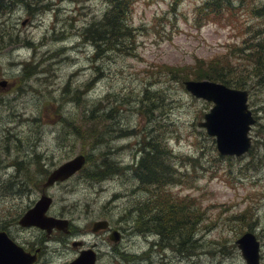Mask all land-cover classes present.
I'll use <instances>...</instances> for the list:
<instances>
[{"label":"rangeland","instance_id":"obj_1","mask_svg":"<svg viewBox=\"0 0 264 264\" xmlns=\"http://www.w3.org/2000/svg\"><path fill=\"white\" fill-rule=\"evenodd\" d=\"M201 1L180 0L175 4L174 0H134L129 19L135 27L132 47L119 54L96 49L84 36L85 29L107 7L102 0H48L45 10L35 3L0 4V80H7L5 87L0 85V177L11 168L10 161L38 156L40 150L45 157L35 169L51 170L84 150L79 138L89 124L84 116L88 105L102 107L101 114H109L108 124L99 127V131H105L95 140L89 162V166H95L88 171L89 174L100 168L102 175L107 174L100 178L88 175V181L78 172L48 191L53 197L48 213L65 217L82 228L71 238L60 230L48 234L36 227L19 226L15 217L39 192L16 195L4 192L0 186V224L25 248L42 245L39 264H63L73 259L77 255V248L71 245L73 239H82L87 245L96 243L101 249L97 264H164L163 259L167 264H245L235 239L248 226L243 220L235 222L227 216L251 207L256 211L251 228L261 243L264 264V145L258 144L254 157L231 156V173L218 165L212 170L210 158L217 151L215 141L198 126L212 102L187 92L180 73V68L185 72L192 70V64L189 70L187 62L211 60L214 55L227 52L228 44L254 33L252 28L260 26L261 17L250 14L249 9L264 0H249L250 6L240 10L241 17L235 11L229 21L197 10ZM197 17L203 18L200 27L196 26ZM247 25L250 28L244 29ZM8 34L19 36L18 42L7 44ZM149 92L161 95L163 101L157 108L161 114L154 120L139 107L143 98L149 102ZM249 97L256 115L251 135L254 141L263 140L264 87L250 89ZM57 113L70 123L60 122ZM155 122L162 124L160 129L169 131L175 155H197L200 148L205 152L201 162L208 169L189 167L185 175L190 182L169 185L180 195H193L206 210L202 223L205 227L198 230L195 243L175 244L181 220L173 221L175 233H168L167 229L163 234L155 227L156 217L130 208L143 195L135 187H139L138 179L132 175L135 165H128L125 160L131 158V149L136 146L135 133H145ZM118 145L123 146L122 152L114 149ZM99 150L100 155L94 158ZM102 152L108 160L104 167L96 165L102 161ZM6 166L9 167L5 169ZM216 171L223 174L218 176ZM118 177L127 182L118 181ZM116 192L122 196L117 198ZM100 217L109 218L113 227L125 233L120 246L146 237L142 242L134 241L136 245H127L131 263L115 259L118 249L114 255L113 243L107 244L104 235L85 233L84 225ZM157 222L162 226L171 223L168 219ZM125 224L131 230H125Z\"/></svg>","mask_w":264,"mask_h":264},{"label":"bare ground","instance_id":"obj_2","mask_svg":"<svg viewBox=\"0 0 264 264\" xmlns=\"http://www.w3.org/2000/svg\"><path fill=\"white\" fill-rule=\"evenodd\" d=\"M45 1H48V0H3V2H6L12 6L27 5V4L35 3V4H37V6H39L43 10H45V7H44ZM102 1H103L104 5L107 2V0H102ZM174 1L176 4L180 0H174ZM133 2H134V0H132V3H131V10L133 7ZM45 5H47V3ZM245 5L250 6L249 0H245V1H243V0H222V4L218 3L217 0H202L200 2V4L198 5L199 9H197V10L206 13L205 11L212 10L211 7L220 6L219 8L221 9V11L217 12L218 16H216V17L218 19L226 18L229 21V19L235 13V11H238L237 12L238 16L240 14H242L240 12V10H243V7ZM251 8L252 9H249L250 14L261 17L260 26L257 29L252 28L254 33L241 36L240 41L235 40V42L228 44L227 52H223L221 55H214L211 60H207V61H214L215 64H210L208 66L199 65L200 72L204 76V78H195L196 72L193 73L192 71L190 74H187V75L185 74L181 78L184 88L192 96H194L196 98L204 99V100L209 101V102H212V106L210 107V109L207 112H205L203 114V117L206 113L210 112V110L215 105V102L211 99H207V98L202 97V96H197L194 93H192L186 87L185 81L207 80L209 82L223 83L224 85H226L227 87H230V88L245 90L247 92V98H246L247 110L250 112L252 119L254 120V123L256 121V117H255L256 115H254L253 109L250 107L249 95H250V89H255V87L257 88V86L260 87V89H262V87H264V67L261 64H257V57L259 55H261L260 54L261 51L262 52L264 51V3H259V4L255 5V7H251ZM131 10H130V19H131ZM104 11H105V8H104L103 12ZM210 14H212V13H210ZM240 17H241V15H240ZM202 19L203 18H198V17L195 19L197 22L196 26H198V27L201 26L200 24L202 22ZM209 20L212 21V18ZM240 25L243 26L242 21H240ZM246 28L249 29L250 26L247 25L244 27V29H246ZM242 29H243V27H242ZM255 29H256L257 33H259V34L255 33ZM244 31L245 30H243L242 32H244ZM18 40H19V36H17L16 38L12 37L8 41L7 44H9V45L15 44L18 42ZM203 60H204L203 58H198L197 61H195V62H187L188 66H189V70H190V64H192V67H194V66H197ZM192 70H194V69L192 68ZM210 72L217 73L218 76H222V78L219 79V78L215 77L216 75H214L212 73L210 74ZM208 74L212 77H210ZM206 75H208V76H206ZM20 79L22 80L23 78L21 77ZM23 81H24V79L21 82H23ZM25 91L26 90L24 88L23 92H25ZM159 96H161V95H154L153 96L154 100L158 103V105H156V107H155L156 108L155 116L152 117V120L156 119L158 114H161V113L157 112V108L159 107V103H161L163 105L162 98ZM87 107H89V105ZM102 111H103V109H102ZM56 116L59 117L58 120L60 122H63V123L69 122L68 118L61 116L59 113H57ZM161 125L162 124H160V122H155V123H153L151 129H149L148 131H146L143 134H139V133L134 132L135 134L138 135V138L135 140V143H134V145H136V146H135V148L131 149L132 150L131 158L129 160H125L128 163V165L129 164L135 165L132 168V170H133L132 175L135 178H137L139 181V187L138 186H135V187L138 190L137 193H141L143 195V198L139 199L136 202V204L140 201H144V202L150 201L154 197L153 193L155 195L156 189L153 186L149 185L151 181L142 180L138 174V171H139L138 166H139V163L141 161L140 159L142 158V156L150 154V152L153 150L152 146L154 144L157 145L156 148H158V149H160V146L166 145L167 149L169 150L170 154H169V157L167 159H165V163H167L169 168H171V170H173V172H174V175H171L172 178L168 179L171 181L169 183V185L172 183H175V185H176V183L181 184V185L183 183H186L187 181H189L187 175H185L186 173H188L187 168L191 167V168L195 169L196 167H200V168L202 167L201 159L203 158V156L205 154L204 150L202 148H200L197 155H193V154H184L183 156L175 155L172 151L171 137H170L169 131L160 129ZM252 126H253V124L249 123L248 124V130L246 132V137L248 138L249 144L247 146H245L244 149L242 150V152L239 154H236V153L230 154V153H224V152L221 153L220 150L218 149L216 143H215V147H216L217 151H216V154L210 158L211 159L210 165H211L212 170H214V168L218 165V168L226 169L227 172L231 173V169H230V166L232 165L231 156H234V157H239V156L240 157H242V156L254 157L255 149L260 148V147H258L259 143H262L264 145V139L262 140L261 138H257L254 141V139L251 135ZM263 126H264V123H263ZM126 131H129V130L126 129ZM80 141H82L85 145L84 150H80L78 153H76L74 155L72 154V156L70 155L67 159L58 163L51 170H48V168H47V169L43 170V172H40V170L35 169L38 162L42 158L45 157V155H43L44 152L41 150H40L41 154L39 155L40 157L38 159L39 161H37V163L34 160V158L36 156L28 157V158L23 159V160L16 159V160L10 161V167L11 168L8 171H6L0 177V186L2 187L4 192H7V193L13 192L16 195L33 193L34 191H37V192H39V196L37 198H39L40 196H43V195L50 196L48 191L50 188L53 187V184L56 181L55 180L52 183H47L48 178L51 175V173H53L63 163H65L69 160H72L79 155H83L85 157V160H84V162L80 168V172L83 174L84 178L89 181L88 171L91 168H93L95 165L89 166V162L92 159H87V156L93 155L92 149L95 148L96 144H95V141H93L91 144H88V142H90L91 140L87 141L86 133H84L79 138V142ZM144 146L147 148L144 149ZM122 147H123L122 145H118L114 149L115 150L120 149L119 152H122L123 151L121 149ZM100 151L101 150L98 151L97 156H95L94 158H96L100 155ZM117 156L121 157V154H118ZM157 159H158V163H156L157 166L159 168H164L163 167L164 159H162V157H157ZM226 159L229 160L228 164H226L227 163ZM150 163L151 162L149 161V164ZM8 167L9 166H6L5 169H7ZM140 167H142V166H140ZM202 168L208 169L207 167H202ZM108 169L110 172L112 171L111 170L112 168H108ZM214 173H217V171ZM222 174H223V172H220V173H217L216 175L221 176ZM128 175H130V174H128ZM119 179L122 182H127V180L124 177H118V181H119ZM66 181H68V180H66ZM112 181L113 182L117 181V177L112 179ZM99 184H103V182L99 181ZM169 185L167 187H169V189H170ZM142 190H144V194H143ZM177 194L180 195L179 192ZM189 195L190 196H187L186 194L180 195V197L186 196V197L191 198V209L193 211L194 205H196V202H198V201H197V198H195L190 193H189ZM120 196H122L120 194V192H116V197L119 198ZM37 198L33 199L30 202L28 207H30L37 200ZM103 204H104V202H103ZM148 205H149V203H148ZM127 208H129V207H127ZM130 208L133 209L137 213L141 212V214L144 216H147V215L153 216V213L156 212L154 210H149V213H147V210H144V209H142L138 206H135V205L130 207ZM196 209H197V206H196ZM202 213H204L203 214V220H204L205 216H206V210L204 209ZM241 213H245L244 218H245V216L247 217L249 213H252V215H251L252 222L256 221V219L253 218V215L256 214V211L254 212L253 207H251L250 210H244ZM238 214H240V213L232 214L231 215L232 218L229 216H227V218L236 222L237 220H234V219L236 218L235 215H238ZM155 216H156L155 227L161 233L166 234L167 229H168V233H171V232L175 233V228L173 225V221H174L173 218L174 217L168 218V220H170L171 223H169L167 226L161 225V227H160L157 220L160 219V217H162L165 220H167V218L165 216H162V214H157ZM193 218L194 219L191 222L192 223L191 227L193 228L192 240H194V243H195V239H197L196 234L198 233V230L201 228H204L205 224L202 225L203 220H200V222H197V219L194 215H193ZM65 219H67V218H65ZM68 222H69L70 228L73 232L76 233L77 231H80L82 229L80 227H76L69 220H68ZM100 222H106L105 226L98 227L96 229L95 226L97 224H99ZM214 223L215 222H213L212 224H214ZM84 229H85V233H87V235L88 234H94V235L102 234V235H104L103 240L109 245L113 241L112 236H118L120 239V244L122 243L123 239L125 238V233H122V231L119 228L113 227L111 220L109 218H106V217H100V218L93 219L90 222V224L88 223L87 225H84ZM124 229L125 230H131V227L129 225L125 224ZM0 231H5L8 235L11 236V234L7 230V228L3 227L1 224H0ZM247 231L252 232L257 238V235H256L254 230L247 229V230L243 231L235 239V244L238 248H239V246L237 243V239L240 238ZM79 233L82 234V232H79ZM145 238L146 237H142V238L133 239L129 242L126 241L125 244H123L121 246L119 244L120 247L112 248L114 255L116 253V250L118 249L117 255L115 256V259L131 263L129 260L130 252L128 251L127 245L134 244V241H141L142 242L145 240ZM257 240L259 241L258 238H257ZM174 242L176 245L183 244V242L181 241V237H180V229H178L176 232ZM134 245H136V244H134ZM39 247H41V250L43 251L42 245L36 246V248H39ZM239 250L241 252L242 257L244 258L240 248H239ZM99 251H101L100 248H99L98 252ZM136 254L138 256L141 255L140 252H136ZM244 260H245V264H248L245 258H244ZM162 261L164 264H167V260L163 259ZM65 263L66 262H64L63 264H65ZM259 264H263L260 241H259Z\"/></svg>","mask_w":264,"mask_h":264},{"label":"trees","instance_id":"obj_3","mask_svg":"<svg viewBox=\"0 0 264 264\" xmlns=\"http://www.w3.org/2000/svg\"><path fill=\"white\" fill-rule=\"evenodd\" d=\"M218 3L222 4V0H217ZM3 3V0H0V4ZM107 9L105 8V11L101 14L99 18L95 20V22H92L84 31V36L91 41L96 49L102 48L103 51L105 49L112 50L113 52H116L119 54L122 49H126L128 47H132V40L131 38L134 36L133 31L135 27H132L133 24L129 20L130 19V10H131V3L132 0H107ZM220 6L211 7L212 10L205 11L206 14L212 15V17L216 18L218 16L217 12L221 11L219 8ZM212 13V14H210ZM202 18V17H199ZM16 38L17 35H7L5 36V41L8 43V41L12 38ZM127 43V44H125ZM112 48V49H111ZM102 51V52H103ZM99 53V52H98ZM257 57V64H261L264 67V51L260 53ZM210 64H215L214 61H207L203 60L201 61L197 66L192 67L194 70H191L193 73L196 72L195 78H204V76L200 72L199 65L208 66ZM183 75L190 74L191 71L185 72L184 68H180ZM175 71V70H172ZM185 72V73H184ZM216 75L217 78H222V76H218L217 73L210 72V74ZM177 74H179L177 72ZM209 75V74H208ZM206 75V76H208ZM210 76V75H209ZM212 77V76H210ZM150 93V100L149 102L144 101L145 98L141 101V104L139 105L141 111L148 113L149 118L152 119V117L155 116L156 111V105L158 103L154 100L153 96L155 94ZM161 97V96H159ZM102 107L98 106H92L87 107L86 113L84 112V116L87 117L88 123L86 125V138L88 144H91L93 141L98 139V135H100L102 132L104 133L105 130H100L99 127L104 125L106 126V119L109 118V114L105 113L104 115L101 114ZM83 122V118H82ZM67 122L66 124H69ZM108 124V122H107ZM149 143V142H148ZM150 144V143H149ZM153 150L150 152L149 155H144L140 159L139 166H142V168H139L138 174L139 177L145 181H151L149 185L156 184L153 187L156 189L155 195L153 193V198L150 201H140L135 206H138L144 210H147V213H149V210L156 211L153 213V217H156L157 214H162V216H165L168 218H173L174 220H181L182 226L180 228V237L183 244L192 242L194 243V240H192L193 235V228L192 220L193 215L196 217L197 222H200V220H203V208L201 206V203L197 202L196 205H194V210L191 209V198L178 195L176 191H174L171 187H167L169 183L171 182L168 180L169 178H172L171 175H174L173 170L169 168L168 164L165 163V159L169 157V150L165 146H160V149L156 148L157 145H153ZM147 147L144 146V149ZM162 157L164 159V168H159L156 163H158V159L154 160V156ZM91 157V155H88ZM39 155L34 158L35 162L39 161ZM156 157V158H157ZM91 159V158H88ZM102 161L97 166H107L108 160L106 159V154L102 152ZM152 160V161H151ZM154 160V161H153ZM149 161L151 162L149 164ZM153 164V165H152ZM39 165V164H38ZM37 165V168H38ZM152 165V166H151ZM105 171V170H104ZM40 172H43V170ZM107 173L102 175V170L99 168L97 170H93L89 172V176L92 178H100L101 176L104 177ZM177 181V180H176ZM179 183V182H178ZM168 184V185H167ZM149 203V205H148ZM148 205V206H147ZM197 206V209H196ZM246 213V212H245ZM245 213H240L238 215H235L234 220H243L249 230H252L251 228V215L252 213H249L248 216L244 218ZM141 214V212H139ZM160 219H163L160 217ZM238 221V220H237ZM236 221V222H237ZM161 223L159 222V226L161 227ZM191 248V245L188 246Z\"/></svg>","mask_w":264,"mask_h":264},{"label":"water","instance_id":"obj_4","mask_svg":"<svg viewBox=\"0 0 264 264\" xmlns=\"http://www.w3.org/2000/svg\"><path fill=\"white\" fill-rule=\"evenodd\" d=\"M185 83L186 87L195 95L215 102L210 112L204 115L205 120L198 124L204 126L209 135L215 136L216 145L220 152L241 153L244 147L249 144L246 137L248 124L254 121L247 110V92L227 87L220 82L207 80H190L185 81ZM84 160L85 157L79 155L63 163L51 173L47 183L68 177L82 166ZM50 202L51 199L43 195L33 207L23 214L19 223L38 225L48 231L54 226L61 228L66 225V221L44 214ZM105 224L106 222H100L95 228L103 227ZM112 238L114 240L119 239L118 236H112ZM237 243L248 264H259V241L252 232H245L237 239ZM95 259V252L92 249H85L81 250L75 259L66 264H95ZM35 260V254L24 251L21 246L9 238L5 231H0V264H29Z\"/></svg>","mask_w":264,"mask_h":264},{"label":"flooded vegetation","instance_id":"obj_5","mask_svg":"<svg viewBox=\"0 0 264 264\" xmlns=\"http://www.w3.org/2000/svg\"><path fill=\"white\" fill-rule=\"evenodd\" d=\"M69 233H73V231L71 230V228H70V226H69ZM91 246L93 245V246H95V249H96V251L98 252V250H99V248L98 247H96V243L94 242V243H92V244H90ZM36 249V247H33V250L32 251H34ZM40 254H41V247H39V252H38V256L40 257Z\"/></svg>","mask_w":264,"mask_h":264}]
</instances>
